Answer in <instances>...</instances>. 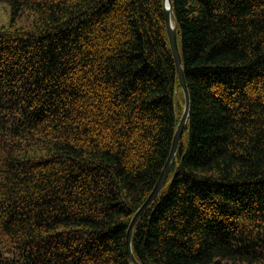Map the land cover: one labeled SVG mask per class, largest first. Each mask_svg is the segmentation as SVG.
I'll use <instances>...</instances> for the list:
<instances>
[{"label":"trees","instance_id":"obj_1","mask_svg":"<svg viewBox=\"0 0 264 264\" xmlns=\"http://www.w3.org/2000/svg\"><path fill=\"white\" fill-rule=\"evenodd\" d=\"M172 2L190 114L134 254L264 264V0ZM184 104L164 0H0V264H133Z\"/></svg>","mask_w":264,"mask_h":264},{"label":"water","instance_id":"obj_2","mask_svg":"<svg viewBox=\"0 0 264 264\" xmlns=\"http://www.w3.org/2000/svg\"><path fill=\"white\" fill-rule=\"evenodd\" d=\"M164 16H165V22H166V28H167V34H168V39L169 43L175 58L176 62V68H177V73L179 76V81L180 85L183 89V94H184V99H185V104H184V109L182 116L178 122L177 129L175 131L173 141H172V146L171 150L169 153V157L166 161V164L160 174V177L147 197V199L144 201V203L141 205V207L136 211L134 214L130 225L128 227L127 231V236H126V244H127V251L130 260L132 261L133 264H142L135 256L134 251H133V246H132V236H133V231L135 228V225L141 215L146 211V209L155 201V199L158 197L160 192L162 191L163 187L166 184V181L171 173V170L173 168L176 155L178 152V148L180 145V142L182 140L185 126L187 123V120L189 118L190 114V94L186 82V77H185V72H184V66H183V59H182V54H181V49L179 46L178 42V32H177V26H176V19L174 16V10H173V2L172 0H164Z\"/></svg>","mask_w":264,"mask_h":264}]
</instances>
